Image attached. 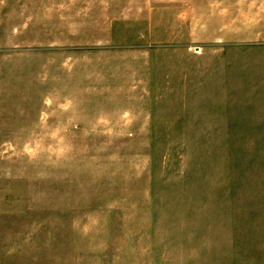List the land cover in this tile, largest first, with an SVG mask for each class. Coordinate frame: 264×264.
<instances>
[{
    "label": "rangeland",
    "instance_id": "1",
    "mask_svg": "<svg viewBox=\"0 0 264 264\" xmlns=\"http://www.w3.org/2000/svg\"><path fill=\"white\" fill-rule=\"evenodd\" d=\"M0 25V264H264V0Z\"/></svg>",
    "mask_w": 264,
    "mask_h": 264
},
{
    "label": "crops",
    "instance_id": "2",
    "mask_svg": "<svg viewBox=\"0 0 264 264\" xmlns=\"http://www.w3.org/2000/svg\"><path fill=\"white\" fill-rule=\"evenodd\" d=\"M1 30H2V26L0 25V46H1V44H2V42H1ZM18 35V34H17ZM16 35V36H17ZM1 126V125H0ZM0 132H1V129H0ZM0 144H3V142H2V139L0 138Z\"/></svg>",
    "mask_w": 264,
    "mask_h": 264
}]
</instances>
